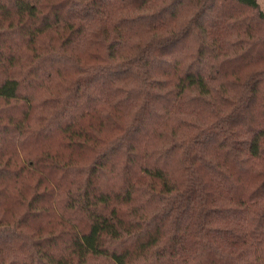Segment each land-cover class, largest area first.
<instances>
[{
	"label": "trees",
	"instance_id": "16d2710c",
	"mask_svg": "<svg viewBox=\"0 0 264 264\" xmlns=\"http://www.w3.org/2000/svg\"><path fill=\"white\" fill-rule=\"evenodd\" d=\"M0 264H264L256 0H0Z\"/></svg>",
	"mask_w": 264,
	"mask_h": 264
},
{
	"label": "rangeland",
	"instance_id": "374dc122",
	"mask_svg": "<svg viewBox=\"0 0 264 264\" xmlns=\"http://www.w3.org/2000/svg\"><path fill=\"white\" fill-rule=\"evenodd\" d=\"M260 6V8L264 11V0H256Z\"/></svg>",
	"mask_w": 264,
	"mask_h": 264
}]
</instances>
